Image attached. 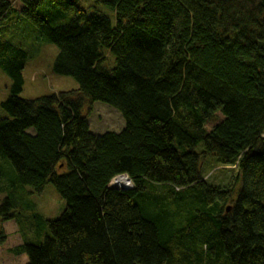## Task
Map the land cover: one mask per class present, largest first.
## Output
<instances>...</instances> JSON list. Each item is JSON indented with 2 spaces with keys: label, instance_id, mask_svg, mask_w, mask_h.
I'll return each mask as SVG.
<instances>
[{
  "label": "trees",
  "instance_id": "1",
  "mask_svg": "<svg viewBox=\"0 0 264 264\" xmlns=\"http://www.w3.org/2000/svg\"><path fill=\"white\" fill-rule=\"evenodd\" d=\"M19 1L0 0L13 81L0 181L11 170L3 188L52 185L66 202L38 244L18 221L27 264H264V0H94L114 22L83 0ZM12 14L57 47L53 71L78 89L20 97L29 55L4 39ZM97 108L122 128L95 130ZM217 166L226 183L205 179ZM13 220L7 198L0 222Z\"/></svg>",
  "mask_w": 264,
  "mask_h": 264
},
{
  "label": "rangeland",
  "instance_id": "2",
  "mask_svg": "<svg viewBox=\"0 0 264 264\" xmlns=\"http://www.w3.org/2000/svg\"><path fill=\"white\" fill-rule=\"evenodd\" d=\"M11 1L18 9L23 8L19 0ZM78 7L87 11L97 10L110 17L113 22L115 21L113 11L94 0H83ZM40 14L47 17L54 27L63 23L62 17L51 20L44 9L40 11ZM11 16L9 25L6 26V29L3 28L6 30L3 31L4 39L18 47L22 45L29 55V60L23 70L24 87L20 97L33 100L78 89L79 84L72 77L54 73L53 66L58 54L57 47L51 43H43L40 39V30L30 20L19 14H12ZM12 85L11 77L0 67V119L8 117L7 112L2 108V104L11 96ZM222 119V115H219V120ZM91 122L95 126L94 129H99V131L122 128L120 116L106 108H97L91 117ZM221 171L220 166L214 167L205 179L212 181L216 177L214 181L217 184L215 183V185L226 183L224 176L227 175H220ZM13 180L14 175L9 170L5 171L4 178L0 181V205L7 198H11L15 203V212L18 217V220L4 224L0 222V238L3 232L7 234L6 242L0 244V264H27L28 255L24 252L18 254L16 251L23 243L18 232L19 223H23L32 232L29 243L38 244L39 237L42 240L44 237L45 222L58 219L66 208V202L52 185H48L42 194L35 193L29 186H19L11 190L3 188ZM117 187L119 188V186Z\"/></svg>",
  "mask_w": 264,
  "mask_h": 264
},
{
  "label": "bare ground",
  "instance_id": "3",
  "mask_svg": "<svg viewBox=\"0 0 264 264\" xmlns=\"http://www.w3.org/2000/svg\"><path fill=\"white\" fill-rule=\"evenodd\" d=\"M115 182H118V183L122 184L123 186H129V184L126 182V180L123 176H120L113 181V185L117 187V185H115ZM131 188H133V184H132ZM131 188H128V189H131ZM123 190H127V189H123Z\"/></svg>",
  "mask_w": 264,
  "mask_h": 264
},
{
  "label": "built area",
  "instance_id": "4",
  "mask_svg": "<svg viewBox=\"0 0 264 264\" xmlns=\"http://www.w3.org/2000/svg\"><path fill=\"white\" fill-rule=\"evenodd\" d=\"M123 177L125 178L126 182L129 184L128 187L131 188V187H132V182H131V180H130L127 176H123ZM116 184H117L118 186L120 185V183H118V182H115V185H116ZM119 188H120V189H124V188H122L121 186H119ZM127 189H128V188H127Z\"/></svg>",
  "mask_w": 264,
  "mask_h": 264
},
{
  "label": "water",
  "instance_id": "5",
  "mask_svg": "<svg viewBox=\"0 0 264 264\" xmlns=\"http://www.w3.org/2000/svg\"><path fill=\"white\" fill-rule=\"evenodd\" d=\"M118 186V185H117ZM119 186H121L122 188H124V189H127V188H129L128 186H123L122 184H120ZM230 209H228V211H229Z\"/></svg>",
  "mask_w": 264,
  "mask_h": 264
}]
</instances>
